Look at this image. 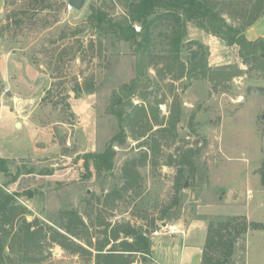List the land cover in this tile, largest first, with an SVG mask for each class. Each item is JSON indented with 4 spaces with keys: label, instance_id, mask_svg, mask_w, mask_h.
<instances>
[{
    "label": "rangeland",
    "instance_id": "374dc122",
    "mask_svg": "<svg viewBox=\"0 0 264 264\" xmlns=\"http://www.w3.org/2000/svg\"><path fill=\"white\" fill-rule=\"evenodd\" d=\"M95 9L113 19L129 18V0H84L78 10L68 9L65 0L42 4L0 0V70L5 68V54L13 50L20 60L44 74L42 79L20 86L25 98L18 99L30 119L38 122L40 134L35 129L11 134L0 128V136H5L0 150L26 148L18 156L3 157L8 163L5 173L0 172V195L13 196L8 206L25 208L11 225H5L9 232L6 264H94L93 255L73 252L50 240L48 227L65 235L68 239L64 241L92 249L86 239L93 243L102 240L104 230L120 223L141 225L149 231L154 221L158 231L168 232L170 224L178 220L187 225L195 221L206 225L205 236L214 218L245 216L264 223V186L260 182L263 95L254 92L264 82H252L246 74L215 81L186 70L179 76L178 67L167 64L163 57L169 49V24H160L153 33L152 55L146 60L141 88L145 98H131L132 105L158 106L159 110L148 123L143 119L126 125L124 141L113 144L111 168L98 171L92 158L87 160L88 168L84 165L83 155L103 151L118 130L110 110L113 94L136 74L132 45L113 34H99L89 18ZM14 20L21 23L16 25ZM134 25L140 29L138 23ZM185 34L180 59L186 67L199 54L213 70L228 65L231 68L226 69L231 71L236 66L247 69L237 55V46L224 47L221 39L192 22H186ZM252 70L256 75L258 71ZM86 80L93 81L94 91L82 89L78 94L91 96L76 115L71 106L76 104L72 100L77 96L75 86L80 83L84 88ZM3 88L0 80V102L2 98L7 102L5 95L10 92L1 93ZM157 100L163 102L157 105ZM170 120L177 121L172 126ZM143 130L144 135L136 137ZM143 152H147L145 164L134 167L138 179L131 188L122 189L123 164L130 158L140 159ZM70 209L84 221L80 237L58 226L66 223L64 211ZM25 222L32 223L31 230L41 229L42 237L46 231L39 246L27 254L17 241L11 247ZM201 228L198 225L192 234L195 243L200 241ZM155 236L149 232L151 245L159 248ZM243 243L244 248L233 255V263L264 264V230L249 229ZM138 257L131 264H139Z\"/></svg>",
    "mask_w": 264,
    "mask_h": 264
},
{
    "label": "trees",
    "instance_id": "16d2710c",
    "mask_svg": "<svg viewBox=\"0 0 264 264\" xmlns=\"http://www.w3.org/2000/svg\"><path fill=\"white\" fill-rule=\"evenodd\" d=\"M36 4H42L45 0H32ZM264 13V0H129V18L113 19L100 9H95L89 14V18L95 21L94 27L99 34H113L117 39L129 42L136 54L135 70L136 74L128 82L119 86V91L113 94V101L110 104L111 112L116 116L118 130L111 136L107 146L100 152H88L83 155L84 165L87 166V160L93 159V167L98 171L106 170L112 167L115 151L113 144H121L126 137V125L134 124L139 120L145 119L149 122L157 112L152 107L147 109L143 104L132 105L131 98L140 96L145 98L142 93V85L146 79V60L152 55L153 33L160 24H169L170 32L168 35L167 55L164 59L167 64H175L179 70V76L186 70L193 76L200 75L209 80H229L240 74H246L250 81L264 82V38L258 37L254 40L246 38L244 31L252 25ZM228 19L230 21H228ZM237 24H233V21ZM186 22H192L201 29L221 39L226 45H236L238 47V56L242 62L247 65L243 70L235 67L234 70H228L230 65L218 69H211L206 60L201 55L195 59H189V66L180 59V51L185 34ZM13 23L19 25V20ZM134 23L140 25L136 30ZM192 43H197L192 41ZM252 69L257 70L254 72ZM254 72V74L252 73ZM82 84L77 83L75 94L79 97L82 89L88 92L94 91L92 80H86ZM163 100H157L159 105ZM156 121V120H155ZM177 120H170L173 124ZM157 122V121H156ZM144 123V122H143ZM162 124V123H161ZM145 131L137 132L136 137L143 136ZM154 149L153 145H149ZM147 152H143L140 159L130 158L122 167V177L124 184L122 189H129L138 179V172L134 169L136 166L145 164ZM8 160L0 157V172L6 171ZM32 171H28L31 173ZM260 182L264 186V159L261 168ZM117 194V191L115 192ZM8 193L3 192L0 195V264H6L5 247L8 241V230L6 224H12L15 216L25 210L18 205H10L12 198ZM20 208L21 211H18ZM17 210V211H16ZM66 223L58 224L64 227L70 235L80 237V227H84V221L75 209L65 210ZM35 223V222H34ZM32 223L25 222L19 227L11 240V247L14 241L19 242L20 250L28 253L29 249L39 246L42 237L41 229L31 230ZM33 226V225H32ZM50 235L48 238L57 242L64 248L73 252L82 251L83 254L93 255L94 264H131L136 255L139 264H150L151 241L149 232L154 231L157 226L152 222L149 231L143 230L141 225L120 223L112 226L109 231L104 230V238L96 240L86 239V244L92 249L63 239H68L65 235L54 228L48 227ZM263 229L264 223L248 220L245 216H228L214 218L209 221L202 247L200 264H234L232 257L237 249H243L245 234L249 229ZM120 234L121 239H120ZM43 234V237H46ZM120 239V240H119ZM242 240V242H240ZM10 245V240H9ZM109 245V246H108ZM22 248V249H21ZM92 251H95L92 254Z\"/></svg>",
    "mask_w": 264,
    "mask_h": 264
},
{
    "label": "crops",
    "instance_id": "0c3cea01",
    "mask_svg": "<svg viewBox=\"0 0 264 264\" xmlns=\"http://www.w3.org/2000/svg\"><path fill=\"white\" fill-rule=\"evenodd\" d=\"M244 34L249 40H254L258 37L264 38V14L252 25L248 26ZM223 44L224 47H232L226 45L224 42ZM4 59L6 60V64L5 68L0 70V80H2L4 88L10 94L5 95V98H8L7 102H4L3 98L2 102H0V128H2L1 130H8L7 132L11 134H16L17 131L25 129H35L40 134L38 122L30 119L29 112L24 111L27 108L23 102L19 103L18 99L23 100L25 98L24 93L19 91L20 86L24 87L26 84H32L38 79H42L44 77L42 75L44 74H39L29 62L20 60L13 50L6 53ZM90 96V94H87L80 97H72V100L76 101L75 105L71 103L72 111L76 115L80 114L79 109L82 106V102H87V98ZM17 121L19 122V126H16ZM4 137V135H1L0 140H4ZM1 146H3L2 141L0 142ZM25 150L26 148L22 145L20 148L16 147L15 149H5L2 147L0 155L2 157L18 156L24 153ZM198 225L199 228L202 227V232L200 234V241L195 243L192 240V234L197 231L195 229ZM170 227L171 229L168 232L158 231L157 228L151 232L154 235H158L154 238L161 243V246L157 248L151 245L150 258H152V261L150 264H159L160 261L164 264H200L206 225L202 224L201 226L195 221L187 225L178 220L170 224Z\"/></svg>",
    "mask_w": 264,
    "mask_h": 264
},
{
    "label": "water",
    "instance_id": "95a60500",
    "mask_svg": "<svg viewBox=\"0 0 264 264\" xmlns=\"http://www.w3.org/2000/svg\"><path fill=\"white\" fill-rule=\"evenodd\" d=\"M68 4H70L74 9H80L83 4L84 0H65ZM195 54L191 56V58L194 57ZM254 92L261 93L263 95V113L261 114V119L263 121V130H264V86H260L258 88L254 89ZM16 126H19V122L17 121Z\"/></svg>",
    "mask_w": 264,
    "mask_h": 264
},
{
    "label": "built area",
    "instance_id": "2783aa9c",
    "mask_svg": "<svg viewBox=\"0 0 264 264\" xmlns=\"http://www.w3.org/2000/svg\"><path fill=\"white\" fill-rule=\"evenodd\" d=\"M66 3H67V2H66ZM67 8H68V9H71V8H73V7H72L70 4L67 3ZM6 91H7V90H6L5 88H3L1 93L4 94Z\"/></svg>",
    "mask_w": 264,
    "mask_h": 264
}]
</instances>
